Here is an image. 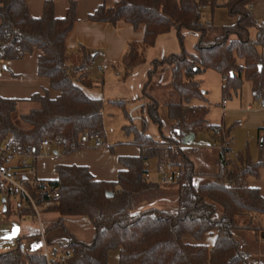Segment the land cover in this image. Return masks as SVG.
<instances>
[{
	"label": "trees",
	"instance_id": "trees-1",
	"mask_svg": "<svg viewBox=\"0 0 264 264\" xmlns=\"http://www.w3.org/2000/svg\"><path fill=\"white\" fill-rule=\"evenodd\" d=\"M256 1L227 0L219 5L216 0H116L113 7L101 5L87 17L92 23L144 28L141 44H129L122 57L124 76L146 62L145 49L172 31L181 51L154 59L142 89V98L148 100V117L160 129L159 104L153 90L168 81L173 98L163 105L172 122V137L162 135L161 141H155L127 126L125 131L133 135L132 144L141 155L120 159L123 170L116 182L96 181L86 167L59 165L57 179L39 180L35 188L28 186L40 202L49 194L58 195L55 206L43 210L58 216L53 227H63L65 218H86L93 228L90 242L68 234L66 250L71 257L65 264H107L112 251H118L119 264H250L253 255L257 264H264V228L236 223L237 218L264 215V199L247 183L264 169V161L253 162L247 147L234 161L227 159L232 127L208 124L209 105L195 80L211 70L225 78L221 88L224 100L237 96L244 83L250 84L255 100L264 99V23L257 22L249 9ZM219 6L235 23L222 27L203 24L201 10ZM75 12L76 3L71 1L65 17L58 19L53 2L46 0L41 16L33 18L27 0H0V61L17 60L37 51L38 76L59 92L56 98L47 91L27 100L0 97V135L12 136L22 152L38 155L41 142L54 136L61 139L65 154L82 149L79 142L84 134L97 136L104 143L102 101L83 91V87L93 86L89 68L96 52L83 46L72 52L65 46L76 22ZM184 31L198 34L193 53L184 49ZM192 101L202 104L192 105ZM115 103L124 106L123 102ZM20 104L33 107L16 122L14 113ZM201 132L212 133L219 147L209 173L195 170L193 151L182 145L186 136ZM151 160L180 172L178 182L171 186L173 191L165 193L175 198L172 211L147 208L169 188L159 190L144 180L143 163ZM198 178L202 180L196 183ZM217 213L220 217L215 219ZM4 214V220L31 218L33 210L19 202L7 205ZM238 233L254 234V245L242 248ZM206 235L215 237L211 247L202 244ZM185 236L196 243H184ZM0 264H45V260L38 253L23 255L16 248L1 254Z\"/></svg>",
	"mask_w": 264,
	"mask_h": 264
},
{
	"label": "crops",
	"instance_id": "crops-1",
	"mask_svg": "<svg viewBox=\"0 0 264 264\" xmlns=\"http://www.w3.org/2000/svg\"><path fill=\"white\" fill-rule=\"evenodd\" d=\"M44 1L46 0H27L29 13L33 18H38L41 16ZM49 1L53 2L54 16L58 19L65 17L69 2L74 1L76 3V22L74 23L71 31L65 39L66 48L69 51L73 52L76 51L79 46H83L88 50L96 52L93 63L89 68V74H91L93 67H96V80L90 78V80L93 82V86L83 87L84 93L92 99L101 100L102 104L106 100H110L109 102L112 104H116L115 102H123V110L126 117L128 118L125 102L129 100L132 101L135 98H142V89L147 81V73L151 68H145L142 70V76L139 77L138 82L137 80H134L135 75L140 72L138 67L134 68L127 76H124V68L122 66L121 60L124 54L127 52L129 44H141L144 35V28L140 27L135 30L131 25L126 23H118L117 25L113 26L105 23H92L87 20V17L92 14L99 6L104 5L107 8H111L116 3V0ZM249 9L257 22L264 23V0H258L254 2L249 6ZM183 34L184 36L189 35V43L192 45L191 48L194 49V46L198 40V34H190V32L187 31H184ZM167 35L159 37L156 44L164 36ZM190 52L193 53L191 49ZM38 56L39 53L35 51L33 54H27L17 60H11L4 63L2 62L3 70L0 71L1 98L27 100L32 95L42 94L45 91L48 92L51 98H56L59 95V92L50 89L49 81L47 79L38 76ZM195 80L200 84V88L205 92V97H208V95H206L208 93L212 95V88H214L213 90H215V95L218 93L222 97L221 88L223 82L222 77L218 73L207 70L203 74L196 76ZM134 82H137L138 84L136 86L137 89L131 90L132 87L136 85V83ZM209 82H213V86L209 85ZM120 89L123 91V93L125 94L124 96L127 98L123 99L125 101L118 100V98L122 97L118 93ZM139 94H141L140 97H138ZM221 99L222 100L220 106L222 116H236V118L240 119V124L242 127L246 128L249 131H255L257 140L259 141V146L261 148L263 146L262 134L264 130V110L257 107L256 100L253 98V96L252 99L255 100V102L252 104H248L241 113L235 111L232 107H227V102L223 105L222 102L226 100H224L223 97ZM200 104L202 103L199 101H192V105ZM206 104L209 105V112L207 115L208 124L223 126L227 128L223 122L218 123V121H215L214 119L213 121H211L212 111L210 110V103L208 99ZM125 127H123L124 132ZM125 134L129 135L126 132ZM196 136L197 135H193L191 139L187 140L186 144H182L186 149L193 151V155L191 158L193 163V157H195L196 155L210 156L211 158L213 155L215 156L219 151V148L218 143L213 136L212 141L214 145L208 151H199L195 148L189 147V144L194 141ZM132 141L133 135L129 140H118L117 142L113 143L108 142L105 136L104 146L102 148H82L80 150L66 154L63 152L62 147L51 145L46 154L40 156L35 162L37 178L40 180L57 179L56 166L59 165L82 166L88 169L89 173L96 181L116 182L119 172L123 170L120 159L137 158L141 155L140 149L134 146L132 144ZM261 158L264 161L262 151H260V155L257 160H253L252 157L251 160L253 162H258L259 160H261ZM148 162L150 164L152 177L154 178L156 176L155 173L157 163L155 160H151ZM247 183L250 187L257 188L261 197L264 199V169H261L259 171V175L257 177L248 178ZM159 190H163V188H159ZM167 191L168 190H163L164 196L160 197L158 200H161L162 202V200H164L166 197H171L174 201L175 198L172 195L167 196V194H165L167 193ZM175 205L171 206L169 209L171 211L174 210ZM44 213L45 214L43 220L46 222V224H49L50 227H53L58 221V216L50 212ZM241 218L246 219V225L264 228V215ZM76 219L79 218H65L63 220L62 228L67 236H69L68 234H72L76 239L83 241L78 238L75 230L66 226V223H70ZM30 220L31 219H29L28 217H12L8 220H0V255L16 249L19 244H22L24 246L25 255L42 252L43 243L41 242V239L38 236L37 232H34L33 227H31V225L27 222ZM71 226L73 227V225ZM36 238L40 241V244L38 243L37 246L35 245ZM236 238L240 242L242 248L246 246L250 247V238L254 239L255 243L254 234L251 233H238ZM214 239V235H206L202 240V244L211 247L214 243ZM183 242L186 244L196 243L195 240L190 236H185L183 238ZM60 243L67 242L61 241L58 243H52L51 246L48 247H53ZM107 264H119L118 251H112L108 254Z\"/></svg>",
	"mask_w": 264,
	"mask_h": 264
},
{
	"label": "rangeland",
	"instance_id": "rangeland-1",
	"mask_svg": "<svg viewBox=\"0 0 264 264\" xmlns=\"http://www.w3.org/2000/svg\"><path fill=\"white\" fill-rule=\"evenodd\" d=\"M227 0H216L217 4L223 5ZM201 22L205 23H212L215 27H222V26H229L235 23V19L230 18L228 15L227 10L223 6L216 7L215 9L210 8H203L201 10ZM190 34L196 33L192 31ZM255 32L251 31V37H254ZM189 36V35H188ZM188 36H184L183 46L184 49L190 52H194L192 49V45L189 43ZM181 51L180 44L176 37V32L172 31L167 36H164L156 46L152 48H148L144 50V57L146 59V63L140 67L139 73L135 75L134 80L139 82V77L142 76V70L145 68H151V62L154 59H160L162 57L168 56L170 54L179 53ZM191 53V52H190ZM96 67H93L91 74H89V78L96 80ZM168 80V79H167ZM168 82V81H167ZM167 82L163 84L162 87H158L153 91V97L158 102L159 108L158 113L161 120V128L159 129L152 121L149 119L146 104L148 100L145 98H135L134 100L126 101V112L128 114V118L126 117L123 108H120L118 104H112L106 100L102 105V118L104 122V131L105 136L108 142L113 143L117 142L118 140L126 141L132 138V135L125 134L123 127L125 126H134L138 130L143 131L146 135L153 138L155 141H161L162 135L165 137H172L173 132L171 128V121L167 118L166 115V108L163 106V102L167 99H170L172 96L171 90L167 86ZM131 90L137 89L136 86L138 85L137 82ZM133 83V84H134ZM209 85L213 86V82H209ZM212 88V95L206 94V97L210 103V110L212 111V120L218 121V123L223 122L224 125L229 128L232 127L231 136H232V144L230 146L231 153L227 156V159L232 161L235 160L236 155L242 152L245 147L248 148L250 156L253 160H257L260 155V151H262V156H264V148H260L259 141L256 137L255 131H249L246 128L242 127L240 124V119L236 118V116H222L221 114V95L216 94L215 90ZM249 83H244L241 90L238 92V95H232L230 99H227V107H232L237 112H242L244 108L248 104H252L255 100L252 99L251 91H250ZM111 92V91H110ZM204 92V91H203ZM117 93V92H116ZM118 93L122 96L118 98L119 101H125L123 99H127L120 89ZM139 94L138 97H140ZM173 98V96H172ZM33 105L30 104H20L18 105L15 113L14 118L15 121L18 122V118L20 115L27 113ZM213 123V122H211ZM128 130V129H127ZM130 130V129H129ZM129 136V137H128ZM214 145L212 141V133L210 132H201L197 134L196 138L193 142L189 144L190 148H195L199 151H208ZM210 156H195L193 157L195 163V170L200 173H209L211 170V166L214 162V158ZM202 179L198 178L195 182L199 183ZM168 191L171 187L166 188ZM171 189L169 192H172ZM154 206H147L148 207H157V208H170L171 206L175 205V199L172 200L171 197H166L164 200H156L152 203ZM44 212H41V219L43 227L46 228L45 232V242L47 246H51L52 243L58 242H67L69 236L64 232L62 227H50L49 224L43 220ZM220 214L217 213L215 215V219H218ZM30 221H27L31 227H33L34 232H37L38 225L37 222L33 218ZM237 225L244 226L246 225V219L244 218H237L236 219ZM73 225V227L71 225ZM68 228H71L76 231L78 238L85 241L90 242L93 238V228L86 218H79L70 223H66ZM44 228V229H45ZM239 237V236H238ZM249 242L254 244V239L250 238ZM40 241L36 238L35 245L37 246ZM250 264H257V256L253 255L250 259Z\"/></svg>",
	"mask_w": 264,
	"mask_h": 264
},
{
	"label": "built area",
	"instance_id": "built-area-1",
	"mask_svg": "<svg viewBox=\"0 0 264 264\" xmlns=\"http://www.w3.org/2000/svg\"><path fill=\"white\" fill-rule=\"evenodd\" d=\"M3 70L2 61H0V71ZM225 82V78H222ZM226 101H223L224 105ZM257 107L264 110V99L256 100ZM80 146L82 148H102L103 141L94 135L84 134L80 137ZM51 145L62 147V141L59 137L44 139L40 146L38 155L30 151L22 152L19 143L12 136L0 135V220L4 219V212L7 205L15 206L19 202L25 203L33 210V218L38 225L37 234L43 243L42 252L38 253L43 256L45 264H65L71 257V253L66 250L67 243H60L53 247L45 244V229L41 220V212L55 206L57 194L48 195L42 202L34 197L28 186L35 188L39 185L36 175L35 162L40 156L46 154ZM262 145L264 148V130L262 134ZM219 148V147H218ZM75 147H72L74 150ZM143 178L145 181L154 184L158 188L174 186L180 177V172L170 169L164 165L156 167V176L151 174L149 162L143 163ZM18 250L25 255L24 246L18 245Z\"/></svg>",
	"mask_w": 264,
	"mask_h": 264
},
{
	"label": "water",
	"instance_id": "water-1",
	"mask_svg": "<svg viewBox=\"0 0 264 264\" xmlns=\"http://www.w3.org/2000/svg\"><path fill=\"white\" fill-rule=\"evenodd\" d=\"M192 136H193V135L186 136V137L184 138V140H183V143L186 144L187 140L191 139ZM107 196H108V197H111L112 194L109 193V194H107Z\"/></svg>",
	"mask_w": 264,
	"mask_h": 264
}]
</instances>
